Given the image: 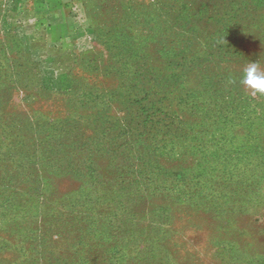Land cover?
<instances>
[{"label": "rangeland", "instance_id": "obj_1", "mask_svg": "<svg viewBox=\"0 0 264 264\" xmlns=\"http://www.w3.org/2000/svg\"><path fill=\"white\" fill-rule=\"evenodd\" d=\"M258 58L264 0H0V264H264Z\"/></svg>", "mask_w": 264, "mask_h": 264}, {"label": "clouds", "instance_id": "obj_2", "mask_svg": "<svg viewBox=\"0 0 264 264\" xmlns=\"http://www.w3.org/2000/svg\"><path fill=\"white\" fill-rule=\"evenodd\" d=\"M240 84L243 85L251 95L264 96V64L258 58L247 63L242 71Z\"/></svg>", "mask_w": 264, "mask_h": 264}, {"label": "crops", "instance_id": "obj_3", "mask_svg": "<svg viewBox=\"0 0 264 264\" xmlns=\"http://www.w3.org/2000/svg\"><path fill=\"white\" fill-rule=\"evenodd\" d=\"M51 38L48 41H39L38 39H30L28 41L27 46L30 50L36 52L43 58H53L55 59L54 55L57 56L56 53H59V50H56L61 45V32H60V25L54 24L51 30Z\"/></svg>", "mask_w": 264, "mask_h": 264}]
</instances>
